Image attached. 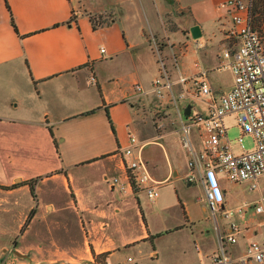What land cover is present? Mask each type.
<instances>
[{
  "label": "crops",
  "instance_id": "obj_1",
  "mask_svg": "<svg viewBox=\"0 0 264 264\" xmlns=\"http://www.w3.org/2000/svg\"><path fill=\"white\" fill-rule=\"evenodd\" d=\"M146 1L152 10L153 0ZM226 2L162 0L164 9L157 7L154 15L158 19L148 30L141 15L135 12L136 0H0V185L17 184L13 189L0 190H31L25 182L36 179L35 194L30 198L35 202L29 214L32 220L39 213L38 207L63 204L61 200L76 177L82 186L80 191L92 189L91 174L99 175L103 186L107 182L110 189H116L113 178L122 174L127 177L128 173L124 151L130 137L126 126L138 113V99L156 94L153 81L162 74L155 40L163 44L165 35V49L169 51L179 42L182 44L181 55L173 56L174 64L171 57L166 60L171 62L169 77L176 74L177 83H181L182 76L187 77L182 75L188 65L184 60L193 58L189 53L194 45V51L202 54L201 63L195 62L194 71L188 73L192 77L207 71L209 78L215 68L211 47L217 43L224 54L227 48L240 43L239 38L228 37L234 26L235 9L224 6ZM97 14H102L103 20L92 17ZM169 14L175 24L171 30L165 23ZM106 15L110 17L107 21ZM195 25L200 26L199 37L191 31ZM220 60L223 64L224 55ZM136 83L142 85V92L136 91ZM210 83L212 86L211 80ZM220 96L214 95L212 87V95L205 97L203 108L208 109L211 101ZM92 110L95 111L87 113ZM153 136L142 144L138 142L152 184L157 183L162 189L167 183L180 180L182 193L172 184L166 191L164 187L163 195L153 201L144 187L134 192L129 184L125 193L138 200L134 220H139L134 225L139 227L132 231V222L126 220L131 232L127 236L122 233L126 228L121 219L118 218L116 229L113 226L125 201L111 198L98 202L91 192L80 196L72 188L75 199L64 205H71L74 211L65 217L67 232L63 235L70 238L72 231L73 240H80L78 246L71 241L63 248L38 246L39 250L34 251L32 243L33 257L16 251L25 260H7L5 264H31L29 258L41 264H90L95 257L104 264H223L215 262L214 257L221 254L222 238L231 231L233 215L242 216L243 212L236 211L231 217L224 215L235 207L230 205L229 190L219 174L225 200L222 211L214 214L208 205L202 173L194 181L187 180L189 153L187 163L178 166L176 155L168 153L162 141ZM193 136L200 151L198 132ZM150 143L158 144L164 156L157 151L146 153L145 147ZM46 181H53L48 189ZM60 183L67 191L61 190ZM195 186L200 192L198 197L191 193ZM142 192L155 202L156 208L146 211L141 202ZM177 206L183 216L174 217L172 208ZM255 212L264 214L256 209ZM241 229L236 243H226L233 264H241L239 260L252 240L264 237V220ZM52 234L54 227L35 232L33 242L47 244ZM122 248L138 250L139 254H121ZM254 263L264 264V260L251 264Z\"/></svg>",
  "mask_w": 264,
  "mask_h": 264
},
{
  "label": "rangeland",
  "instance_id": "obj_2",
  "mask_svg": "<svg viewBox=\"0 0 264 264\" xmlns=\"http://www.w3.org/2000/svg\"><path fill=\"white\" fill-rule=\"evenodd\" d=\"M152 3V1L150 2ZM167 4V2L165 3ZM158 5V6H157ZM157 7L160 8L161 11H163L164 7L162 5V0H153V6L151 10V6L149 3L147 4L146 0H136L135 5V12L137 14H140L146 28L149 30L150 27L154 24V19L157 20L156 16L154 15L157 13ZM167 7H169L167 5ZM164 13V12H163ZM165 15V13H164ZM168 15V14H167ZM166 19V27L168 30H171L175 27V24L173 23L170 14ZM103 20L104 17L102 14L93 15L92 17L95 20ZM106 21L109 20V15H106ZM102 22V21H100ZM177 26V25H176ZM163 44L159 40H155V49L157 52H159L158 57L159 59H162L165 63L166 70L168 71V64L171 62H167L168 58L171 57L172 62L174 64L173 56L174 54L178 56L181 55V47L182 44L179 42L176 48L173 51L166 50L165 48L168 46L167 37L164 35L162 37ZM195 46L191 47L190 55L193 57L190 60V57L187 58V60H184V64L188 63L187 67L184 69L186 74L182 73V75H187V77H191L192 73L194 71V63L199 61L201 63L200 58L202 54L198 52V54L194 51ZM197 48H200L198 46ZM213 58H214V66L215 68L211 70L209 73V79L212 82V87L214 88V95L218 98L220 96L221 92H225L228 89H230L234 83V78L231 73V71L227 68L223 67L222 61L220 58L223 56V49L220 45L217 43L214 44L211 47ZM167 60V61H166ZM160 67L162 69L161 63ZM170 65V64H169ZM170 73V72H169ZM174 73V71H173ZM183 77V76H182ZM177 77L175 75H170V80L173 84L172 89H164V93L162 96H159L157 94L149 95L146 97H142L138 99L137 102V110L138 113L135 112L133 114V117L131 121L127 124L126 130L128 132V136L135 135L137 137V140L140 144H142V141L150 137V135H154L156 140L162 141L164 149L168 151V153H174L176 156L174 158H177L178 166H181L183 164L187 163V150L183 147L182 143V133H181V123L184 119V110L188 104H192V111L196 112H205L207 110L203 108L205 105V98L204 97H197L194 95V88L192 86V83L181 84L177 83ZM217 89V90H215ZM220 94V95H219ZM226 124L229 128V136L232 140L233 148L236 150V152H241L243 149L239 145L237 138L243 133L241 127L239 126L235 115H229L225 119ZM194 134L196 131L193 132ZM244 149L250 150L254 147V141L250 134L244 133ZM152 151H157L158 153H161L162 156H164V151L158 146V144L150 143L146 145L145 152L148 153ZM144 152V153H145ZM156 152V153H157ZM145 153V154H146ZM169 154V155H170ZM163 158H161L162 160ZM91 168L96 169L97 166H92ZM112 177V176H110ZM122 177L125 181L127 180L125 174H122L119 176ZM91 179V190L86 188V190H81L82 188L79 179L76 177L75 181L73 180L71 183L72 188L74 191H78V195L86 196L84 193L91 192L93 194V198L97 199L98 202H104L106 200H109L111 198H114L118 201H125V207L122 213L119 215H116V219L113 221V226H115L114 229H116L117 225L119 224V219H121V222L124 223V229L125 231L122 233L124 235H129V228L127 227L128 222H132L133 224V230H138V225H134V215L137 214L136 206L137 199H134L132 195L128 192L125 193L122 190L118 189H110V185L106 182H101L100 176L97 174H91L89 176ZM121 178V179H122ZM220 178H222V183L226 184L228 190H229V198L231 201L232 207H237L239 205H245L243 215L240 216V214L233 215V219H235L238 224L241 227H247L253 224H257L264 220V214H257L255 212L256 207L254 206V203L260 199L262 194H264V176L259 178V189H251V183L249 181H242V182H233L230 181L225 173L220 174ZM122 179V180H123ZM53 181H46L47 189L51 187ZM35 183V181H34ZM173 185H176L180 192L182 193L183 184L182 181L177 180L174 183H167L164 187L166 188L164 191L167 190L168 187H171ZM54 185V184H53ZM61 185V183H60ZM162 187V186H161ZM163 187V188H164ZM61 190H64V188L61 185ZM72 188H70L67 192V196H65L61 200V205L58 206H44V207H38L39 213H36V216L30 220V211L32 207L35 205V202H32V195L30 189H25L24 191H18L14 193L6 192L4 190H0V264H5L8 261L12 260H25V258H22V256L19 254H25L27 257H33V254L30 252L31 244L34 251H38L37 248L42 247L47 248L49 247H56L60 246L61 248L66 247L69 242H75V244L78 246L80 243V240L74 241L73 238L75 237L74 233L71 231L70 238H66L63 235V232H67L66 226L64 227L63 223L65 222V217L69 214H71L72 211H74V207L65 206L64 204L67 201H70L69 203H72V200L75 199L74 193L72 191ZM163 188H159V192L161 195H163ZM139 189V188H138ZM77 192V193H78ZM192 194H195L196 197H198L200 192L198 191V188L195 186L191 190ZM31 194V196H30ZM183 195V194H182ZM31 198V199H30ZM80 198V197H78ZM157 200L159 198H156ZM154 199V200H156ZM153 200V201H154ZM76 201V200H75ZM141 202L143 203V206L146 207V211L150 208H156L155 202L152 203L148 198L146 197L145 193H141ZM65 207V208H64ZM67 207V208H66ZM234 208V209H235ZM68 210V212H67ZM180 207H174L172 208V212L175 216H183L182 212H179ZM210 215V211L208 212ZM29 215V217H28ZM50 215V217H48ZM212 216V215H211ZM235 217V218H234ZM119 218V219H118ZM46 220V221H45ZM211 222V221H210ZM54 227V234L50 236L46 243L47 244H41L39 242H33L35 241V237L32 235L35 232L43 231L45 232L48 228L51 229ZM211 230H213L211 228ZM121 234V235H123ZM37 234H35L36 236ZM73 237V238H72ZM32 249V250H33ZM18 251L19 253H16ZM121 254H131L133 256H138V250H133L129 248H122ZM28 261L31 262V264H41V262L32 261L31 258L28 259ZM58 264H61L59 262ZM257 264V263H254Z\"/></svg>",
  "mask_w": 264,
  "mask_h": 264
},
{
  "label": "built area",
  "instance_id": "obj_3",
  "mask_svg": "<svg viewBox=\"0 0 264 264\" xmlns=\"http://www.w3.org/2000/svg\"><path fill=\"white\" fill-rule=\"evenodd\" d=\"M253 0H227L224 6L235 9L234 26L228 32V37L239 38L240 43L224 52L223 67L231 71L233 86L224 92L219 99L211 101L205 112L184 114L181 123L183 147L190 155L188 181L197 179L202 173L206 179V197L211 211L216 214L222 211L221 204L225 200V193L220 183L219 174L225 173L230 181H249L251 189H259V178L264 176V40L253 26ZM105 47L101 48L105 52ZM162 74L153 81L157 95L162 96L164 89H172L173 84L166 70L165 63L160 59ZM198 65V64H197ZM207 71H201L190 78L182 77L183 84L192 83L194 95L208 97L212 95V86ZM93 81H96L92 76ZM135 89L143 91L141 84L136 83ZM235 115L242 129L237 141L243 151L236 152L229 136L226 117ZM197 131L202 143L199 151L195 145L193 132ZM244 133L252 136L254 147L244 149ZM137 137L130 136L129 146L124 151L128 168L127 182L119 176L112 180L113 186H118L123 192L128 191L133 183L146 189L147 195L154 200L159 195V185L153 183L146 160L141 154ZM200 162V163H199ZM257 212L264 211V195L254 203ZM245 205L235 209H228L224 215L231 217L236 211L243 212ZM231 231L222 238L221 254L214 257L215 262L233 264V258L226 250V243H236L237 234L242 231L239 224L232 220ZM132 259V258H129ZM264 260V237L252 240L245 255L239 260L241 264H251ZM90 264H104L94 258ZM120 264V263H119Z\"/></svg>",
  "mask_w": 264,
  "mask_h": 264
},
{
  "label": "trees",
  "instance_id": "obj_4",
  "mask_svg": "<svg viewBox=\"0 0 264 264\" xmlns=\"http://www.w3.org/2000/svg\"><path fill=\"white\" fill-rule=\"evenodd\" d=\"M8 8L10 9L9 5L7 4ZM11 10V9H10ZM252 16H253V26L254 28L259 31V33L262 35L263 40H264V0H253V4H252ZM13 26L16 28V23L15 21L13 22ZM95 110L89 111L87 113H92ZM97 159V158H96ZM96 159H93L91 161H95ZM34 181H36V179H32L28 182H25L27 184H29L30 188H31V192L33 194H35V183ZM132 182V186H133V190L134 192H138V187ZM17 187V184H12L10 186H3L0 185V188L3 189H13Z\"/></svg>",
  "mask_w": 264,
  "mask_h": 264
},
{
  "label": "water",
  "instance_id": "obj_5",
  "mask_svg": "<svg viewBox=\"0 0 264 264\" xmlns=\"http://www.w3.org/2000/svg\"><path fill=\"white\" fill-rule=\"evenodd\" d=\"M191 31H192V34H193L194 37H199L201 35V30H200V26L199 25L193 26ZM191 107H192L191 104L187 105V107L184 110V114L185 115H190L191 114Z\"/></svg>",
  "mask_w": 264,
  "mask_h": 264
}]
</instances>
